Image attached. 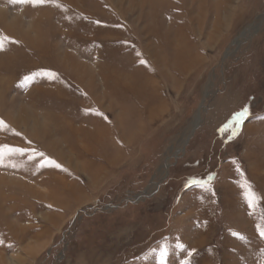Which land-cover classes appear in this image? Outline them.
<instances>
[{
  "label": "rangeland",
  "instance_id": "rangeland-1",
  "mask_svg": "<svg viewBox=\"0 0 264 264\" xmlns=\"http://www.w3.org/2000/svg\"><path fill=\"white\" fill-rule=\"evenodd\" d=\"M4 36L0 264H264V0H0Z\"/></svg>",
  "mask_w": 264,
  "mask_h": 264
},
{
  "label": "snow or ice",
  "instance_id": "snow-or-ice-1",
  "mask_svg": "<svg viewBox=\"0 0 264 264\" xmlns=\"http://www.w3.org/2000/svg\"><path fill=\"white\" fill-rule=\"evenodd\" d=\"M10 3L12 4H21V5H31V6H37V5H43L46 3H49L50 0H9ZM57 7H59V5H56ZM8 40V37L4 36V37H0V51L4 50V42ZM143 63V61H142ZM48 75H53L51 73H49ZM31 77H26V80H30ZM97 115H101L100 113H96ZM250 116V110L247 107L242 108L240 111L236 112L233 114L232 117V123L236 126V128H240L243 124L244 121H246ZM7 128V125L4 123V121L0 120V129H5ZM9 153H19L20 155H24V150L23 149H8ZM3 152L0 151V163L3 162ZM40 156H43L42 153L39 154ZM48 164H52L54 167L59 168L60 165L58 164H54L53 161L48 160L47 161ZM13 167H15V165H12ZM193 184H199L201 186H203L204 182L203 181H192ZM242 187L245 189V199L247 200L248 206L249 208H252L254 206L255 203L258 202L259 197L252 191V186L245 182L244 185H242ZM261 237L264 238V229H261ZM3 241H0V244H2ZM177 248L183 250L184 246L183 244H177ZM192 253L189 252L188 256H191ZM167 256V248H162L160 251V258L161 260H163L165 257ZM182 264H190L189 260H183Z\"/></svg>",
  "mask_w": 264,
  "mask_h": 264
},
{
  "label": "crops",
  "instance_id": "crops-1",
  "mask_svg": "<svg viewBox=\"0 0 264 264\" xmlns=\"http://www.w3.org/2000/svg\"><path fill=\"white\" fill-rule=\"evenodd\" d=\"M97 154L98 155H94V153L90 152L89 150H84V151H79L73 155L75 156L76 160L79 161V163L81 164V170H83L84 168L86 169L87 167L84 164L87 165L86 162H89L88 164H90L92 168V172L94 171L93 174L101 175L104 172V167L102 165V159L104 158L103 156H100L99 153ZM68 165H69L68 167L70 168L72 167L70 163ZM64 186L66 187L67 185L65 184ZM74 190L75 189L67 187L63 191V192H66L65 195L63 196V199L66 201V203L68 204L69 202L70 203L75 202L77 204H80V203L86 202L87 187L83 186V187H80L78 190L77 189L75 191Z\"/></svg>",
  "mask_w": 264,
  "mask_h": 264
},
{
  "label": "bare ground",
  "instance_id": "bare-ground-1",
  "mask_svg": "<svg viewBox=\"0 0 264 264\" xmlns=\"http://www.w3.org/2000/svg\"><path fill=\"white\" fill-rule=\"evenodd\" d=\"M193 47H195V46H193ZM193 50H194V48H193ZM187 56H189V55H187ZM187 56H186V58H188ZM194 56H195V55H194ZM181 58H182V57H178L177 60H181ZM183 59H184V57H183ZM168 61H169V60H168ZM175 63H177V61H176ZM165 64H167V63H165ZM169 64H171V63H169ZM164 66H165V65H164ZM172 67H173V66H172ZM168 69H169V67H168ZM168 69H167V70H168ZM179 70H180V69H179ZM119 73H120V72H119ZM122 75H123V74H122ZM114 76H115V75H114ZM116 76H117V75H116ZM117 77H118V76H117ZM151 77H152V76H151ZM143 79H144V78H143ZM146 79H147V78H146ZM131 81H132V80H131ZM151 81H152V80H151ZM92 82H93V81H92ZM117 82H118V81H117ZM146 83H147V82H146ZM143 85H144V84H143ZM122 87H123V86H122ZM92 93H93V92H92ZM94 94H95V92H94ZM158 94H159V93H158ZM158 94H157V95H158ZM95 98H96V97H95ZM95 98H94V99H95ZM107 99H108V98H107ZM97 102L100 104L99 101H97ZM114 102H115V101H114ZM108 103H109V102H108ZM120 106H121V105H120ZM101 135H102V134H101ZM98 136H99V135H98ZM95 137H96V136H95ZM93 138H94V137H93ZM4 179H5V178L3 177V178H1L0 180L3 181ZM32 192H33V194H36L35 191L32 190ZM39 197L41 198L42 196L39 195ZM11 226H12V225H11ZM12 228H13V227H12ZM15 229H16V228H15ZM12 230H13V229H12Z\"/></svg>",
  "mask_w": 264,
  "mask_h": 264
}]
</instances>
